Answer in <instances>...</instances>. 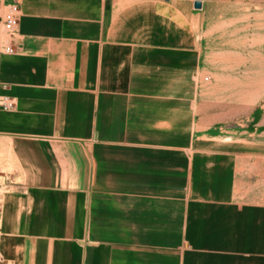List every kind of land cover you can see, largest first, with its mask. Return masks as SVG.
<instances>
[{"label": "crops", "instance_id": "crops-1", "mask_svg": "<svg viewBox=\"0 0 264 264\" xmlns=\"http://www.w3.org/2000/svg\"><path fill=\"white\" fill-rule=\"evenodd\" d=\"M20 9L14 53L0 32V96L16 103L0 108V264H264V201L232 154H192L185 203L183 143L153 134L184 124L183 43L161 40L175 7Z\"/></svg>", "mask_w": 264, "mask_h": 264}, {"label": "rangeland", "instance_id": "rangeland-1", "mask_svg": "<svg viewBox=\"0 0 264 264\" xmlns=\"http://www.w3.org/2000/svg\"><path fill=\"white\" fill-rule=\"evenodd\" d=\"M160 1L178 12L176 23H167L174 33L161 40L183 43L184 124L153 134L183 143V202L191 201L193 153L219 155L216 166L232 154L236 179L252 191L247 196L264 201V0ZM217 173V186L223 185L225 175Z\"/></svg>", "mask_w": 264, "mask_h": 264}, {"label": "built area", "instance_id": "built-area-1", "mask_svg": "<svg viewBox=\"0 0 264 264\" xmlns=\"http://www.w3.org/2000/svg\"><path fill=\"white\" fill-rule=\"evenodd\" d=\"M20 0H0V29L5 36L2 40V52L12 54L15 52V35L20 22ZM16 106L15 100L8 95L0 96V108L5 111L13 110ZM4 171L0 166V199L7 191L9 179L4 178ZM1 218V200H0Z\"/></svg>", "mask_w": 264, "mask_h": 264}, {"label": "water", "instance_id": "water-1", "mask_svg": "<svg viewBox=\"0 0 264 264\" xmlns=\"http://www.w3.org/2000/svg\"><path fill=\"white\" fill-rule=\"evenodd\" d=\"M199 6H200V2H197V3H196V7H199Z\"/></svg>", "mask_w": 264, "mask_h": 264}]
</instances>
